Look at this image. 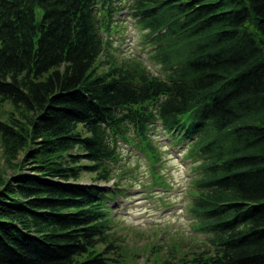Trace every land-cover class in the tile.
I'll use <instances>...</instances> for the list:
<instances>
[{
  "label": "trees",
  "instance_id": "1",
  "mask_svg": "<svg viewBox=\"0 0 264 264\" xmlns=\"http://www.w3.org/2000/svg\"><path fill=\"white\" fill-rule=\"evenodd\" d=\"M125 9L160 74L111 52ZM158 122L188 142L209 244L157 264H264V0H0V143L21 170L0 173V264L116 263L122 183H98L121 141L155 167Z\"/></svg>",
  "mask_w": 264,
  "mask_h": 264
},
{
  "label": "rangeland",
  "instance_id": "2",
  "mask_svg": "<svg viewBox=\"0 0 264 264\" xmlns=\"http://www.w3.org/2000/svg\"><path fill=\"white\" fill-rule=\"evenodd\" d=\"M130 20L125 26V36L124 26H121L124 41L112 39L111 52L124 60H141L150 72L160 74L161 66L154 57L153 46L144 39L146 31L133 17ZM154 137L162 159L155 168L164 176L160 178L163 184L158 183L157 187L152 185L151 161L126 143L120 144L123 157L112 181L121 177L120 170L125 167L128 173L118 182H123L122 186L128 189L122 196H114L106 203L110 234L120 246L117 252L111 253L119 258L114 264H157L156 260L162 257L173 261L174 255L202 249L209 244L208 235L197 232L196 219L189 217L195 194L192 177L195 171L186 156L187 141L182 144L185 148L171 143L161 126L154 131ZM18 161H22L21 156L15 163ZM19 171L5 163L0 143V173L10 178ZM23 171H30L29 163H25ZM154 177L157 179L158 175ZM80 182L97 183L91 174H84ZM98 184L112 190L117 188L114 182Z\"/></svg>",
  "mask_w": 264,
  "mask_h": 264
}]
</instances>
